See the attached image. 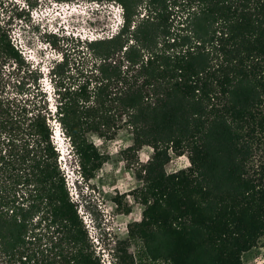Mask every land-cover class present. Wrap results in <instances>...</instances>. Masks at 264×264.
Here are the masks:
<instances>
[{
	"label": "trees",
	"instance_id": "1",
	"mask_svg": "<svg viewBox=\"0 0 264 264\" xmlns=\"http://www.w3.org/2000/svg\"><path fill=\"white\" fill-rule=\"evenodd\" d=\"M82 1L118 4L121 24L76 43L42 33L61 54L49 69L53 112L45 91L27 88L41 72L9 33L12 19L32 24L37 2L0 14V264H102L51 119L85 184L107 160L90 136L110 140L126 127V159L152 149L135 171L141 218L113 242L115 264H244L264 246V0ZM75 50L87 57L80 81L57 87ZM169 150L186 153L188 166L167 172Z\"/></svg>",
	"mask_w": 264,
	"mask_h": 264
},
{
	"label": "rangeland",
	"instance_id": "2",
	"mask_svg": "<svg viewBox=\"0 0 264 264\" xmlns=\"http://www.w3.org/2000/svg\"><path fill=\"white\" fill-rule=\"evenodd\" d=\"M26 6L27 2H37V8L30 11L32 24L24 19H12L10 36L12 42L21 50L31 63L30 68H38L41 77L36 83L26 78L29 91H45L49 108L54 111L55 94L50 82L49 69L54 61L60 60L61 54L44 41V31L61 32L80 40L110 36L120 27L121 8L116 3H95L75 0L69 3H56L53 0H5L0 5V14L11 13V3ZM62 28V29H61ZM86 56L77 50L69 53L70 64L64 67V73L56 76L57 87L76 86L80 81L79 67ZM52 140L59 152V165L63 170L71 198L78 204V212L88 230L95 249L101 256L102 264H115L111 255L113 242L125 238L127 224L141 218L143 206L133 195V190L142 185L136 177V168L151 155L152 149L143 146L136 158L126 159L122 153L132 143V134L126 127L118 130L113 139L104 140L96 135L90 139L99 150L107 155V160L96 172L95 177L85 184L76 171L77 162L71 151L68 138L63 134L59 123L51 119ZM55 132V134H54ZM188 166L186 153H172L166 164V171ZM117 199L120 200L118 204ZM129 209V211H126ZM129 251L134 252L133 246ZM264 260V246L259 245L244 254V264H260ZM147 263L146 260L143 261ZM135 264H140L136 260Z\"/></svg>",
	"mask_w": 264,
	"mask_h": 264
},
{
	"label": "clouds",
	"instance_id": "3",
	"mask_svg": "<svg viewBox=\"0 0 264 264\" xmlns=\"http://www.w3.org/2000/svg\"><path fill=\"white\" fill-rule=\"evenodd\" d=\"M120 20H122V18H121V15H120ZM62 29V28H61ZM59 31H61V32H63V30H60V28H59ZM56 33H58V32H56ZM58 61V60H57ZM55 133V132H54Z\"/></svg>",
	"mask_w": 264,
	"mask_h": 264
},
{
	"label": "built area",
	"instance_id": "4",
	"mask_svg": "<svg viewBox=\"0 0 264 264\" xmlns=\"http://www.w3.org/2000/svg\"><path fill=\"white\" fill-rule=\"evenodd\" d=\"M120 8H121V7H120ZM172 153H173V152H172L171 150H169V154H170V156H172ZM188 163H189V162H188ZM174 171H175V170H174Z\"/></svg>",
	"mask_w": 264,
	"mask_h": 264
}]
</instances>
